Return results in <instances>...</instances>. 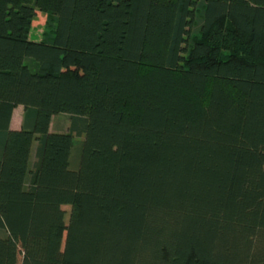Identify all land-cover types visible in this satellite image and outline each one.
Segmentation results:
<instances>
[{
  "label": "trees",
  "instance_id": "trees-1",
  "mask_svg": "<svg viewBox=\"0 0 264 264\" xmlns=\"http://www.w3.org/2000/svg\"><path fill=\"white\" fill-rule=\"evenodd\" d=\"M19 256L264 264V0H0V264Z\"/></svg>",
  "mask_w": 264,
  "mask_h": 264
},
{
  "label": "rangeland",
  "instance_id": "rangeland-1",
  "mask_svg": "<svg viewBox=\"0 0 264 264\" xmlns=\"http://www.w3.org/2000/svg\"><path fill=\"white\" fill-rule=\"evenodd\" d=\"M50 17L47 14L36 12V15L34 19L32 20L30 24V31H29V40L34 41V42H41L44 39L47 38L48 34H50ZM197 35V31L194 29L191 34V38H195ZM68 126V117L65 115H58L53 119L52 122V127L54 131L58 132H65L67 130ZM83 142L82 139H75V145L72 151V157H74L75 154L79 155V145L78 143ZM76 149V151H75ZM71 169L74 170L76 169V165L74 163V160L71 158ZM65 212V218L67 222V218L70 212L69 207H63L62 208ZM22 257H18V264H21Z\"/></svg>",
  "mask_w": 264,
  "mask_h": 264
},
{
  "label": "crops",
  "instance_id": "crops-1",
  "mask_svg": "<svg viewBox=\"0 0 264 264\" xmlns=\"http://www.w3.org/2000/svg\"><path fill=\"white\" fill-rule=\"evenodd\" d=\"M23 115H24V108L22 106H18L16 109H14L12 116H11V120H10V126H9L10 130L19 131L21 129L22 124H23ZM53 119H52V122H53ZM52 122L50 125V132H58V131L53 130ZM36 147H37V144H34L32 147V152H31V161L32 162H34V160H35Z\"/></svg>",
  "mask_w": 264,
  "mask_h": 264
}]
</instances>
